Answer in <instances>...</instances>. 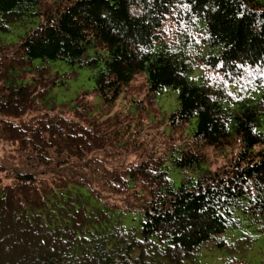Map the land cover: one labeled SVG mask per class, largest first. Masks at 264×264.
<instances>
[{
    "label": "trees",
    "instance_id": "obj_1",
    "mask_svg": "<svg viewBox=\"0 0 264 264\" xmlns=\"http://www.w3.org/2000/svg\"><path fill=\"white\" fill-rule=\"evenodd\" d=\"M10 24L24 30L0 40V141L15 146L0 158V264H185L207 247L264 264L247 259L264 235V0H0ZM55 60L87 68L85 96L106 105L140 74L149 94L173 89L160 118L194 119L191 138L234 153L211 168L181 144L123 141L118 113L53 100L71 76Z\"/></svg>",
    "mask_w": 264,
    "mask_h": 264
},
{
    "label": "rangeland",
    "instance_id": "obj_2",
    "mask_svg": "<svg viewBox=\"0 0 264 264\" xmlns=\"http://www.w3.org/2000/svg\"><path fill=\"white\" fill-rule=\"evenodd\" d=\"M34 25V23H32ZM9 31L4 32L0 30V40L3 42L16 41L19 34L24 30L21 25L10 24ZM39 60H35L37 64ZM48 65L52 72L58 71L60 73H71L70 77L63 76L62 82L53 87L51 96L56 103H66L74 100L73 104L87 105L94 117L106 119L114 113H118L122 123L112 131L116 134H121V139L127 142L143 143L145 146L155 147V154H161L167 151V143L176 145H183V147H190L193 151L201 152L206 156V159L211 168H215L227 162L232 156L236 147H229L225 149H214L203 145L200 141L191 138V124H177L171 127L167 118L161 119L160 116L175 109L177 106V93L169 87L162 88L156 94H149L147 92V85L143 75H137L126 90L114 101L111 105H106L93 94L85 96V91H91L94 86L91 72L87 68L71 67L63 61L55 60L49 61ZM136 104L144 107L135 109ZM48 110L47 108H44ZM44 110V111H45ZM58 112L66 115H72L71 109L63 110L58 108ZM80 111V110H77ZM83 111V110H81ZM84 112V111H83ZM116 115V114H115ZM26 118V117H25ZM28 118V117H27ZM14 145L10 142L0 141V158L14 149ZM103 164L98 167L101 170ZM178 170H169L168 177L172 183L177 186L180 182ZM2 183H9V179L0 174ZM85 192L83 189H80ZM130 223L129 218L126 221ZM238 232L232 233V236H237ZM247 259L251 262L264 263V235L258 236L256 243L248 252ZM227 257L223 252L215 248L207 247L201 250V253L196 261L186 262L185 264H224Z\"/></svg>",
    "mask_w": 264,
    "mask_h": 264
},
{
    "label": "snow or ice",
    "instance_id": "obj_3",
    "mask_svg": "<svg viewBox=\"0 0 264 264\" xmlns=\"http://www.w3.org/2000/svg\"><path fill=\"white\" fill-rule=\"evenodd\" d=\"M218 67H220V66L218 65Z\"/></svg>",
    "mask_w": 264,
    "mask_h": 264
}]
</instances>
